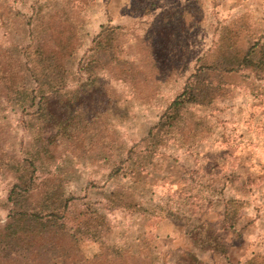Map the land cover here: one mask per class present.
Segmentation results:
<instances>
[{
  "label": "rangeland",
  "instance_id": "rangeland-1",
  "mask_svg": "<svg viewBox=\"0 0 264 264\" xmlns=\"http://www.w3.org/2000/svg\"><path fill=\"white\" fill-rule=\"evenodd\" d=\"M98 33L110 52L90 66ZM254 43L264 0H0V226L36 132L9 95L37 45L68 75L36 170L75 197L67 264H264V70L213 74L210 103L187 104L155 148L149 133L191 73Z\"/></svg>",
  "mask_w": 264,
  "mask_h": 264
},
{
  "label": "trees",
  "instance_id": "trees-1",
  "mask_svg": "<svg viewBox=\"0 0 264 264\" xmlns=\"http://www.w3.org/2000/svg\"><path fill=\"white\" fill-rule=\"evenodd\" d=\"M88 65L97 64L107 52L98 33L93 39ZM39 46L26 47L28 76L31 83L12 89L9 101L20 112L30 111L29 123L36 132L30 136L20 160L11 165L13 182L6 194V221L0 226V254L5 258L28 255V264H67L75 242L74 227L67 224L66 211L75 197L65 193L60 180L37 181V164L50 154L54 141L44 131L62 128L47 107L48 99L66 86L67 72L55 56L43 54ZM32 52V53H31ZM240 68L264 70V43H254L241 54L221 55V59L191 73L182 90L170 101L150 128L152 148L156 141L181 119L187 104L203 105L215 98L217 81L213 74L228 75ZM218 79V77H217ZM153 150V149H152ZM35 197V198H34ZM25 264V263H24Z\"/></svg>",
  "mask_w": 264,
  "mask_h": 264
}]
</instances>
